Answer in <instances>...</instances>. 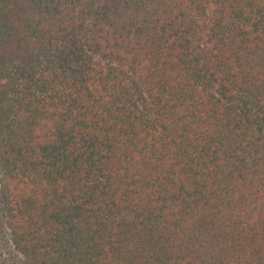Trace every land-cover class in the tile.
<instances>
[{"label":"trees","instance_id":"1","mask_svg":"<svg viewBox=\"0 0 264 264\" xmlns=\"http://www.w3.org/2000/svg\"><path fill=\"white\" fill-rule=\"evenodd\" d=\"M0 183L23 264H264V0H0Z\"/></svg>","mask_w":264,"mask_h":264},{"label":"rangeland","instance_id":"2","mask_svg":"<svg viewBox=\"0 0 264 264\" xmlns=\"http://www.w3.org/2000/svg\"><path fill=\"white\" fill-rule=\"evenodd\" d=\"M1 189V183H0ZM23 258L15 249L10 230L0 202V264H23Z\"/></svg>","mask_w":264,"mask_h":264}]
</instances>
